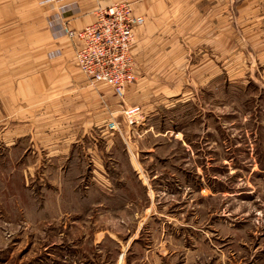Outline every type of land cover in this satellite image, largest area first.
<instances>
[{"label": "rangeland", "instance_id": "1", "mask_svg": "<svg viewBox=\"0 0 264 264\" xmlns=\"http://www.w3.org/2000/svg\"><path fill=\"white\" fill-rule=\"evenodd\" d=\"M59 1L39 4L48 22ZM202 3L175 9L189 19L173 28L181 67L137 65V88L113 112L105 104L115 148L66 164L12 151L24 122L9 97L35 57L27 24L2 27L0 264H264V0H228L221 58L202 42ZM135 108L131 126L124 111Z\"/></svg>", "mask_w": 264, "mask_h": 264}, {"label": "crops", "instance_id": "2", "mask_svg": "<svg viewBox=\"0 0 264 264\" xmlns=\"http://www.w3.org/2000/svg\"><path fill=\"white\" fill-rule=\"evenodd\" d=\"M42 1L45 0H0V31L4 25H16V31H23L20 25L27 24L30 29L28 37L33 38L28 54L31 58L35 57L27 67V71L31 73L16 81L15 87L18 90L9 97L12 104L18 105L17 114L22 116L19 120L24 122L21 124L19 121L11 129L12 151L22 153L21 157L29 152V155L40 158L43 156L47 162L59 164H66L71 156L75 160L87 157V153L101 156L99 147L102 144L107 149L115 148L117 135L109 132L106 125L108 111L116 110L118 98L107 86L95 87L86 81L76 60L80 41L64 35L58 10L49 15L50 25L48 17H43L38 9ZM123 2L132 3L136 8L135 13L145 16V24L137 32L133 49L140 69L164 72L181 67L185 59L182 57L186 55L178 48L179 43L174 45L176 38L172 36L177 31L173 28H176L174 24L189 23V19L188 16L176 13L175 9L193 8L201 5V2L211 12L204 18L207 20L208 31L204 32L202 42L209 47V56L212 55V49L215 58L226 55L222 52V39H226L225 11L222 9H225L228 0H61L57 7L79 11L76 16L70 15L71 11L64 19L71 29L81 31L96 21L95 12L98 8ZM167 8L172 9L170 15L163 10ZM169 19L173 24L171 28L168 27ZM38 23L45 24L39 33L35 29ZM205 55L208 57V52ZM206 65L212 68L211 58H207ZM218 65L222 66V62L215 63V68ZM134 88H137L135 83L127 88L126 95ZM101 104H107L109 109L105 105L106 110ZM23 105L28 106L25 108ZM32 105L42 106L41 116L28 110ZM39 117L44 119L43 127L34 122ZM106 177L107 181L112 182L108 175Z\"/></svg>", "mask_w": 264, "mask_h": 264}, {"label": "built area", "instance_id": "3", "mask_svg": "<svg viewBox=\"0 0 264 264\" xmlns=\"http://www.w3.org/2000/svg\"><path fill=\"white\" fill-rule=\"evenodd\" d=\"M69 12V9L60 8L58 17L64 35L81 43L76 60L84 78L91 86H107L116 98L123 100L127 88L136 79L137 63L133 49L145 18L137 15L130 3H116L99 9L93 24L76 31L66 26L64 16ZM139 115L138 108L124 111L131 126L137 123ZM106 128L112 133L120 130L114 120L109 121Z\"/></svg>", "mask_w": 264, "mask_h": 264}]
</instances>
